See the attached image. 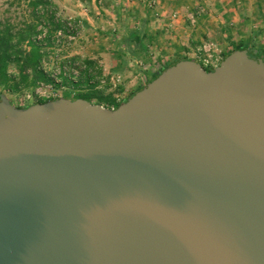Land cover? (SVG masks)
Listing matches in <instances>:
<instances>
[{"label":"water","instance_id":"1","mask_svg":"<svg viewBox=\"0 0 264 264\" xmlns=\"http://www.w3.org/2000/svg\"><path fill=\"white\" fill-rule=\"evenodd\" d=\"M0 264H264V58L180 61L115 109L0 94Z\"/></svg>","mask_w":264,"mask_h":264},{"label":"rangeland","instance_id":"2","mask_svg":"<svg viewBox=\"0 0 264 264\" xmlns=\"http://www.w3.org/2000/svg\"><path fill=\"white\" fill-rule=\"evenodd\" d=\"M32 0H0V22L13 24L29 18ZM51 11L38 9V30L51 27L47 15L63 21L77 20V40L67 45L50 38L42 48L47 73L57 69L54 61L70 57L93 60L103 75L115 80L103 93L123 103L145 87L166 65L185 56L194 59L204 45L218 57L242 43L264 49V0H50ZM43 13V14H41ZM195 15V23L190 17ZM138 31L145 50L132 52L125 41ZM136 46L134 45L133 48ZM106 67H108L106 69ZM119 82H116V80ZM33 87H28L32 91ZM14 104L15 94H4ZM99 98H92L97 103ZM108 106L106 101L101 103Z\"/></svg>","mask_w":264,"mask_h":264},{"label":"trees","instance_id":"3","mask_svg":"<svg viewBox=\"0 0 264 264\" xmlns=\"http://www.w3.org/2000/svg\"><path fill=\"white\" fill-rule=\"evenodd\" d=\"M50 0H32L30 2L29 18L13 24L10 21L0 22V94H15L23 88L33 87L39 83H51L52 80L49 75L42 68V60L44 53L39 44L35 40L39 34L38 30V9L42 7L45 12L51 11ZM44 22L51 27V33L59 29L61 26L56 23L54 15H47ZM138 31H132L127 41H125L126 47L132 52L136 50H145L144 44L141 40ZM134 45L136 46L135 48ZM238 50H251L256 53L258 57L264 58V49L257 48L255 45H251L249 42H242L236 45L232 51L223 55V59L229 56L234 51ZM191 58L185 56L177 61L166 65L158 74L153 76V81L158 77L160 73L167 68L176 65L180 61L189 60ZM88 66H92L93 63L86 62ZM150 81V82H151ZM142 88H139L134 94L139 92ZM132 94L130 97H132ZM99 98L97 103L92 102V98ZM128 97L127 100L130 98ZM77 98L85 99L93 104H100L103 101L110 103L111 100L107 97H103L98 93H92L88 95H81ZM126 100V101H127ZM45 103V102H39ZM119 106V105H117ZM116 106V107H117ZM23 107L21 109L28 108Z\"/></svg>","mask_w":264,"mask_h":264},{"label":"built area","instance_id":"4","mask_svg":"<svg viewBox=\"0 0 264 264\" xmlns=\"http://www.w3.org/2000/svg\"><path fill=\"white\" fill-rule=\"evenodd\" d=\"M40 10L43 13H46L43 8ZM51 13L53 14V12ZM55 19L56 23H59L61 26L59 29L51 34L49 27H45L46 29L38 31L39 34L34 41H36L41 48H45L49 44V40L50 38H53V35L57 44L65 41L67 45H70L77 40L80 34L81 25L79 21L71 19L63 21L56 15ZM190 21L192 24L195 23V15L190 17ZM194 59L198 60L202 67L209 71L217 67L223 57L214 55V53H212V48L209 45H204L197 50ZM88 61L92 62L93 65L88 66L86 64ZM45 63L46 60L43 58L42 68L44 71ZM54 63L57 65V69L54 72L47 73L45 71L51 78V83H39L32 91L23 88L15 93L14 105L17 108H23L39 102H47L61 98L75 99L81 95L92 93L103 95L108 87L115 82L113 78L103 75L102 65L93 60H85L80 57H64L63 59L55 60ZM116 82H119V80L117 79ZM122 103L123 101L117 96L108 103V106H103L101 103L100 105L105 108L115 109L117 105Z\"/></svg>","mask_w":264,"mask_h":264},{"label":"crops","instance_id":"5","mask_svg":"<svg viewBox=\"0 0 264 264\" xmlns=\"http://www.w3.org/2000/svg\"><path fill=\"white\" fill-rule=\"evenodd\" d=\"M108 67H106V69H107ZM108 70V69H107Z\"/></svg>","mask_w":264,"mask_h":264}]
</instances>
